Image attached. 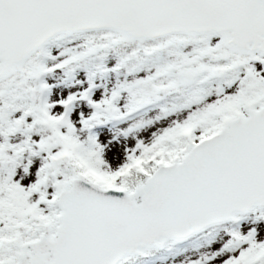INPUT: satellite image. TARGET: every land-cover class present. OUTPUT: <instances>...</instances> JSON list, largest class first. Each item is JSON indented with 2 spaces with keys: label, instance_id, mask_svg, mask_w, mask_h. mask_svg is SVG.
I'll list each match as a JSON object with an SVG mask.
<instances>
[{
  "label": "snow or ice",
  "instance_id": "6c2138e0",
  "mask_svg": "<svg viewBox=\"0 0 264 264\" xmlns=\"http://www.w3.org/2000/svg\"><path fill=\"white\" fill-rule=\"evenodd\" d=\"M264 264V0H0V264Z\"/></svg>",
  "mask_w": 264,
  "mask_h": 264
},
{
  "label": "rangeland",
  "instance_id": "374dc122",
  "mask_svg": "<svg viewBox=\"0 0 264 264\" xmlns=\"http://www.w3.org/2000/svg\"><path fill=\"white\" fill-rule=\"evenodd\" d=\"M157 264H159V262H157Z\"/></svg>",
  "mask_w": 264,
  "mask_h": 264
}]
</instances>
